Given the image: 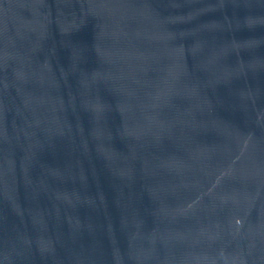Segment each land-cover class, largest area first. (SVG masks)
<instances>
[{"label":"water","instance_id":"1","mask_svg":"<svg viewBox=\"0 0 264 264\" xmlns=\"http://www.w3.org/2000/svg\"><path fill=\"white\" fill-rule=\"evenodd\" d=\"M0 264H264V0H0Z\"/></svg>","mask_w":264,"mask_h":264}]
</instances>
